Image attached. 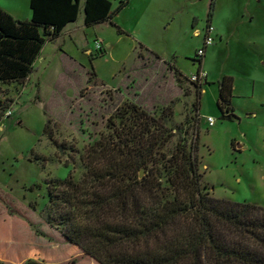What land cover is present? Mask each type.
Returning <instances> with one entry per match:
<instances>
[{"label": "rangeland", "instance_id": "1", "mask_svg": "<svg viewBox=\"0 0 264 264\" xmlns=\"http://www.w3.org/2000/svg\"><path fill=\"white\" fill-rule=\"evenodd\" d=\"M8 1L22 7L23 0ZM109 1L114 11L120 0ZM83 2L59 37L44 36L26 79L0 82L12 113L0 119V256L97 264L49 224L47 189L69 174L80 180V156L111 133L110 119L130 104L163 118L171 133L166 155L198 133L203 191L264 206V0H129L113 17L125 34L109 21L86 26ZM23 7L8 13L25 20ZM207 36L195 110L191 76ZM225 76L233 80L232 120L221 119L217 106Z\"/></svg>", "mask_w": 264, "mask_h": 264}, {"label": "trees", "instance_id": "2", "mask_svg": "<svg viewBox=\"0 0 264 264\" xmlns=\"http://www.w3.org/2000/svg\"><path fill=\"white\" fill-rule=\"evenodd\" d=\"M80 1L30 0L29 20L0 8V82H21L32 73L44 36L54 40L75 22ZM128 2L120 0L112 11L109 0H84V24L109 21L125 34L113 17ZM195 61L198 74L202 59ZM194 83L198 110L201 83ZM232 90V78L218 82L221 119L235 117ZM8 109L11 104L0 99V119ZM109 122L111 133L80 156V180L69 174L48 186L47 220L68 242L97 264H264V206L203 191L198 133L189 146L178 142L166 155L162 149L171 133L163 118L130 104Z\"/></svg>", "mask_w": 264, "mask_h": 264}, {"label": "crops", "instance_id": "3", "mask_svg": "<svg viewBox=\"0 0 264 264\" xmlns=\"http://www.w3.org/2000/svg\"><path fill=\"white\" fill-rule=\"evenodd\" d=\"M80 4H81V1H80ZM23 6H25V20H29L31 19V16H32V12H31V9H30V0H23V3H22V7L19 6V5H13V3H10L8 0H0V8H2L4 11H6L7 13H11V11H16V12H21L22 11V8H24ZM82 6L84 7V2L82 4ZM8 13V14H9ZM13 13V12H12ZM11 13V14H12ZM10 14V15H11ZM15 19V18H14ZM20 20V19H18ZM73 23V22H71ZM71 23L67 24L64 28H67L69 26H71ZM213 29V28H212ZM72 31L74 30H68L67 32L68 33H71ZM212 32V30H211ZM204 58V57H203ZM5 252H2L0 253V255H4ZM0 264H28V262L26 261H23V262H20V261H14L13 260V257L10 258L9 256L7 258L5 257H1L0 256ZM37 264H43V263H40L38 262Z\"/></svg>", "mask_w": 264, "mask_h": 264}, {"label": "built area", "instance_id": "4", "mask_svg": "<svg viewBox=\"0 0 264 264\" xmlns=\"http://www.w3.org/2000/svg\"><path fill=\"white\" fill-rule=\"evenodd\" d=\"M210 44H211V38H210V36H207V38L204 39V48L199 49V50L197 51V53H196V58H197V59H203L204 54H205V49H206ZM203 74H204V73L199 72L198 74H195V75L191 76V81L201 83V81H203V78H202V77L205 76V75H203ZM11 114H12V113H11V109H8V110L6 111V114H5V115H6V117H7V116H10ZM206 121H207V125H208V127H212V126H213V124H214V119H213L212 117H207Z\"/></svg>", "mask_w": 264, "mask_h": 264}, {"label": "water", "instance_id": "5", "mask_svg": "<svg viewBox=\"0 0 264 264\" xmlns=\"http://www.w3.org/2000/svg\"><path fill=\"white\" fill-rule=\"evenodd\" d=\"M143 173H144L143 170H140V171H139V174H138L139 179H141V178L143 177Z\"/></svg>", "mask_w": 264, "mask_h": 264}]
</instances>
